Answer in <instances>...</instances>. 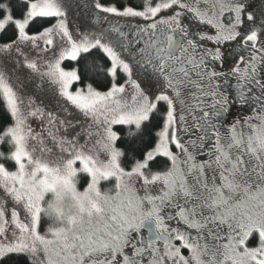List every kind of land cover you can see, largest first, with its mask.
<instances>
[{
	"label": "snow or ice",
	"instance_id": "obj_1",
	"mask_svg": "<svg viewBox=\"0 0 264 264\" xmlns=\"http://www.w3.org/2000/svg\"><path fill=\"white\" fill-rule=\"evenodd\" d=\"M0 264H264V0H0Z\"/></svg>",
	"mask_w": 264,
	"mask_h": 264
},
{
	"label": "rangeland",
	"instance_id": "obj_2",
	"mask_svg": "<svg viewBox=\"0 0 264 264\" xmlns=\"http://www.w3.org/2000/svg\"><path fill=\"white\" fill-rule=\"evenodd\" d=\"M254 2L255 3H258V0H254ZM68 63V61H65V64H67Z\"/></svg>",
	"mask_w": 264,
	"mask_h": 264
}]
</instances>
